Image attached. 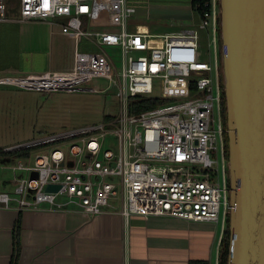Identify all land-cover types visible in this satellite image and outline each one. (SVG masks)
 I'll use <instances>...</instances> for the list:
<instances>
[{
  "label": "built area",
  "instance_id": "2783aa9c",
  "mask_svg": "<svg viewBox=\"0 0 264 264\" xmlns=\"http://www.w3.org/2000/svg\"><path fill=\"white\" fill-rule=\"evenodd\" d=\"M209 2L210 9L198 16L197 29L154 36L129 31L135 10L127 0H19L20 22L51 24L64 19L63 35L87 40L99 52H75L68 72L4 78L0 84L43 92L102 93L114 87L118 113L103 124L5 148L4 154L48 151L33 165L11 168L25 176L11 179V192H0V209L13 204L20 211L46 206L47 212L76 211L96 217L115 200L124 220L133 215L191 223L220 220L224 227L229 192L217 60L218 8L216 0ZM7 13V0H0V21L7 20ZM208 25V57L212 53L213 62L202 59L199 44L198 30ZM109 47L119 48V72L103 53ZM100 78L107 81L106 89L81 87ZM133 98L160 104L130 115ZM109 136L116 144L105 149ZM48 186L58 190L47 192Z\"/></svg>",
  "mask_w": 264,
  "mask_h": 264
},
{
  "label": "crops",
  "instance_id": "0c3cea01",
  "mask_svg": "<svg viewBox=\"0 0 264 264\" xmlns=\"http://www.w3.org/2000/svg\"><path fill=\"white\" fill-rule=\"evenodd\" d=\"M127 3L135 10L129 21L131 32L163 36L198 23L192 0ZM7 17L0 21V80L68 72L75 52H99L87 40L63 35L64 19L51 24L20 22L18 12L11 11ZM8 87L13 86L0 84V89ZM23 176L12 172L11 177L0 179V192H11V179ZM114 201L96 217L76 211L47 212L46 206L20 211L13 204L8 210L0 209V264H11L18 220L16 264H216L224 227L169 217L144 220L133 215L124 220Z\"/></svg>",
  "mask_w": 264,
  "mask_h": 264
},
{
  "label": "water",
  "instance_id": "95a60500",
  "mask_svg": "<svg viewBox=\"0 0 264 264\" xmlns=\"http://www.w3.org/2000/svg\"><path fill=\"white\" fill-rule=\"evenodd\" d=\"M217 4L229 192L226 264H264V0Z\"/></svg>",
  "mask_w": 264,
  "mask_h": 264
},
{
  "label": "rangeland",
  "instance_id": "374dc122",
  "mask_svg": "<svg viewBox=\"0 0 264 264\" xmlns=\"http://www.w3.org/2000/svg\"><path fill=\"white\" fill-rule=\"evenodd\" d=\"M8 11H19V0H9ZM219 13V10H218ZM208 20V19H207ZM209 22V21H208ZM130 26V24H129ZM128 29L130 31V28ZM196 28V26L191 27ZM102 31V29H97ZM200 48L204 53V61L213 62L212 53L208 57V42L211 38V30L208 25L205 30H198ZM219 39V34H218ZM217 39V60L221 71L220 42ZM158 41H152L156 43ZM210 52V51H209ZM114 66V72H119L121 56L118 47L103 49ZM100 87L106 89L108 83L104 79H96L94 82L81 86L82 88ZM158 82L154 81V93H158ZM118 102L115 97V88L112 87L102 93L88 91H31L15 87L0 89V151L7 147L19 146L40 138L51 137L68 133L91 126L103 124L108 117H114L118 113ZM115 138L109 136L104 148H113ZM47 149L38 148L27 151L29 159L13 155H0V179L11 177V168L22 165H33L38 157H45ZM2 181V180H1ZM107 182H117V179L107 178ZM119 205L117 201H114ZM115 205V204H114ZM221 221L217 223L220 229ZM229 237L228 227L224 231ZM223 236V234H222ZM222 239V238H221ZM219 251V248H218Z\"/></svg>",
  "mask_w": 264,
  "mask_h": 264
},
{
  "label": "trees",
  "instance_id": "16d2710c",
  "mask_svg": "<svg viewBox=\"0 0 264 264\" xmlns=\"http://www.w3.org/2000/svg\"><path fill=\"white\" fill-rule=\"evenodd\" d=\"M9 2V0H7ZM216 6L218 8L217 0H216ZM192 9L197 15H202L204 12L208 11L210 9V2L209 0H192ZM218 25V21H217ZM217 32L218 29H217ZM219 77H220V86L222 89V81H221V74L219 70ZM160 102L155 99H144V98H133L129 100L128 104V113L130 115L149 110L152 108H155L157 105H159ZM221 117H222V123L225 129V123H226V116H225V110H224V101L222 97L221 101ZM224 142H225V156L227 159V139L226 135L224 136ZM0 155H13L16 157H22L24 155L27 156V153H12V154H4L0 151ZM228 227V222L226 220V228ZM18 232H19V220L16 222V227L14 230V237H13V256L11 260V264H16L17 258H18ZM228 243H229V237H227V233L223 232L222 239L220 241L219 251H218V264H226L227 259V249H228Z\"/></svg>",
  "mask_w": 264,
  "mask_h": 264
}]
</instances>
